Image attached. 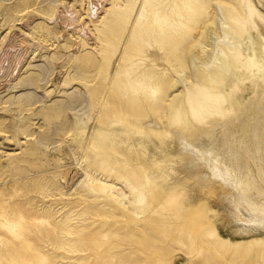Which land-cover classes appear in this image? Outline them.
I'll return each instance as SVG.
<instances>
[{"label": "rangeland", "instance_id": "374dc122", "mask_svg": "<svg viewBox=\"0 0 264 264\" xmlns=\"http://www.w3.org/2000/svg\"><path fill=\"white\" fill-rule=\"evenodd\" d=\"M202 1L0 0V264H264V224L237 217L216 177L196 181L171 131L204 130L188 101L203 108L212 85L200 67L181 76L211 25ZM228 1L237 41L251 19L236 49L254 60L225 84L220 147L264 201V0H233L234 15ZM146 71L182 90L152 128L160 78Z\"/></svg>", "mask_w": 264, "mask_h": 264}, {"label": "bare ground", "instance_id": "6f19581e", "mask_svg": "<svg viewBox=\"0 0 264 264\" xmlns=\"http://www.w3.org/2000/svg\"><path fill=\"white\" fill-rule=\"evenodd\" d=\"M207 1L208 2L204 3L203 0L201 5H203V13L208 12L209 15L211 13L210 5H212L214 14L209 16L211 25L207 26L209 29L206 33V39L203 40L198 38L196 40L198 50L196 51V54L194 50H191L190 52L192 66H190L187 71L185 68H182L181 76L183 80L187 82L194 75V67H200L203 75L206 77L209 84L212 85V91L207 90L208 95L205 99L207 102L203 103V108L200 104L195 107V105L188 101L192 113L198 119L197 121L203 123V131H195L192 128L187 129L185 127V129H183L181 126L171 128V131L174 132L176 144L179 147L177 155L180 154V163L185 167L188 173L195 180L197 177L203 185L206 181L205 178H208V176H212V179L213 177L217 178V186L220 190L222 188L220 191L221 197L223 196V199L228 197L225 201L229 199L228 205L232 207L233 212L237 217H241L243 220L247 221L246 223L251 221L254 224H264V214H262L264 213V201H260L252 195L253 193L251 191L252 189H255L253 179L246 174L240 173L234 167L233 162L222 156V150L220 147L222 144L221 135L226 131V127H223V120L226 117V111L222 105V102L225 100L223 93L225 84L238 73V76H248V66L250 61L252 59L254 60V58L247 57L241 51H237L236 49L237 47H240L247 50L253 44L249 34V23L251 19L248 18L247 20H243L242 26H238V29L242 32H246V34H239L240 39L237 41L235 36H232L237 29L233 28L231 22L228 23V18L223 10L222 0L216 2ZM231 1L233 2V0L228 1L230 5L227 6L226 9L234 15L239 9L238 6L236 4L234 5ZM205 4H207L208 10H206L204 6ZM249 12L250 16H254L256 13L251 5H249ZM137 18L141 21L140 19L143 18V13L138 12ZM113 27L114 31H118L117 26L113 25ZM133 30L142 35L144 31H153V27L151 24H146L144 25V28L137 27ZM189 40L190 36L185 35L184 37L179 38L177 44L183 49ZM129 44L134 49L140 46L138 41L134 39V34H131ZM230 46L231 50L236 49L234 52L230 50L232 53L226 52L224 49L225 47L228 48ZM144 75L147 78H153L154 80H157L158 77L160 78V85L153 90L157 99L149 108L153 112V116L149 118L148 127L152 128V125H161L162 123L158 111H166V102L168 101L173 109L176 104V98L180 96L182 90L178 89V91H175L177 89V79L169 75H159L156 77V75L150 71H146ZM116 91H119L118 87L116 88ZM126 102L128 109L135 115L139 116V118L141 116H146V110L139 100L128 98ZM178 116L179 114L177 111L176 117ZM161 129L164 131L167 130L166 122ZM209 185L210 184H208V186ZM116 191L119 193V188H117ZM231 194L233 195L232 197ZM130 207V218L136 219L141 214V210L133 208L132 205ZM15 224L16 223L10 224V230L12 232L15 231L13 228ZM7 227H9V225H7Z\"/></svg>", "mask_w": 264, "mask_h": 264}]
</instances>
